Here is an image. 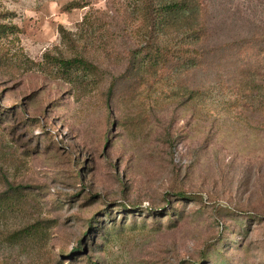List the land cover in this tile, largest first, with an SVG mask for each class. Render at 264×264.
<instances>
[{"label": "rangeland", "instance_id": "1", "mask_svg": "<svg viewBox=\"0 0 264 264\" xmlns=\"http://www.w3.org/2000/svg\"><path fill=\"white\" fill-rule=\"evenodd\" d=\"M201 2L155 71L129 0H0V264H264V0Z\"/></svg>", "mask_w": 264, "mask_h": 264}, {"label": "trees", "instance_id": "2", "mask_svg": "<svg viewBox=\"0 0 264 264\" xmlns=\"http://www.w3.org/2000/svg\"><path fill=\"white\" fill-rule=\"evenodd\" d=\"M129 2L135 19L142 21L137 33L141 35L144 45L135 50V56L141 65L156 71L160 65L170 60L169 58H180L181 63L177 64V70L190 71L206 64V59L211 54L206 45L211 37L209 27L205 23L201 0ZM261 38L264 45V36ZM259 52L264 55V48L259 49ZM262 84L260 88L254 84V89H264V83Z\"/></svg>", "mask_w": 264, "mask_h": 264}]
</instances>
